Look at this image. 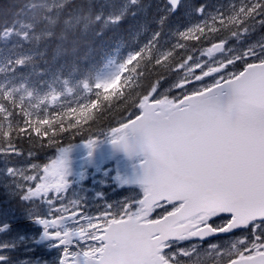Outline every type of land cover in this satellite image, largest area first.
I'll use <instances>...</instances> for the list:
<instances>
[{
	"label": "snow or ice",
	"instance_id": "obj_1",
	"mask_svg": "<svg viewBox=\"0 0 264 264\" xmlns=\"http://www.w3.org/2000/svg\"><path fill=\"white\" fill-rule=\"evenodd\" d=\"M170 3L175 7L178 0ZM260 9L264 0H253L241 19ZM231 21L240 22L235 15ZM197 30L194 26L180 36ZM220 44L213 41L205 53L213 55ZM149 51L145 47L130 54L113 79L92 88L85 84L90 99L49 114L43 127H38L39 117L33 123L28 116L19 131L36 147L56 148L59 154L46 164L28 165L26 175L12 167L7 173L27 181L18 185L24 188L23 200L43 198L53 206L68 183L66 149L60 147L64 139L80 136L91 149L104 135L127 149L129 135L138 134L143 159L133 182L141 191L119 211L106 206L89 216L72 201L55 207L47 218L35 217L60 249L57 264H194L187 258L210 237L207 247L217 249L218 258L223 238L234 237L241 245H233L223 264H264V55L250 47L207 66L189 64L186 57L173 69L185 76L171 85L176 89L172 96L165 97L153 82L130 103L124 100L117 111L107 112L101 89L115 86L123 93L128 76L140 75L137 66L142 67ZM167 56L160 54L154 63L164 66ZM4 129L0 118V153L20 155L11 143L12 131ZM68 223L73 226L66 227ZM192 240L196 243L174 248V243ZM6 259L0 255V264Z\"/></svg>",
	"mask_w": 264,
	"mask_h": 264
},
{
	"label": "rangeland",
	"instance_id": "obj_2",
	"mask_svg": "<svg viewBox=\"0 0 264 264\" xmlns=\"http://www.w3.org/2000/svg\"><path fill=\"white\" fill-rule=\"evenodd\" d=\"M64 1L38 0L33 10L25 14L24 20L7 30L5 33L7 44L5 49L0 53L1 90L18 93L20 96L30 100L32 105L40 103H76L84 97L85 84L90 88L97 82L113 79L119 72L120 66L134 52L133 44L128 45V48L125 49H123L124 46L115 48L107 54L103 66L95 72L93 77H79L73 74L63 78L52 77L51 79L37 80L28 74V71L22 72L19 67H22L27 59L37 54L35 48L37 41L34 42V46L33 44L24 45L23 43L33 42L36 37L38 38L39 35L47 31V26L43 22L40 26H36V22L41 21L39 15L50 19L51 16L46 10L51 11L52 9L59 8ZM111 2L115 3L112 5L113 10L111 14L102 17L106 22H116L128 10L131 4L136 3L137 0H111ZM185 7L187 9L182 7L183 11L178 13L177 20L170 24V30L164 36L162 42L158 43V46L162 47V49L158 48L157 50L159 55L169 53L170 48L164 41H169L170 44H182L180 33L186 32L194 26H201L209 19V16L216 13L213 7L211 8L213 10L209 12H204V8H200L199 11H191L189 6ZM151 37L152 35H149V38ZM137 43L141 46L139 42ZM154 44L157 46L156 42ZM210 45L212 43L202 42L198 46H194L186 56L191 58L188 63L194 65L204 62L205 66L212 65L217 62H223L231 57L240 56L245 49L250 47H252L253 51L264 55V46H262L264 45V34L256 36L247 35V33L242 32L236 36L234 42H226L224 48L220 51H214L213 55L208 56L204 50ZM185 58L183 61H185ZM184 76L183 70H177V73L170 79L158 84L159 91L165 97L172 96L176 89L172 88L171 85ZM161 103L164 102L162 101ZM108 139L111 138L101 135L96 139L95 144ZM58 154V152L56 154L50 153L39 158L37 157V153L29 157L28 153L22 151H20V155L18 156H6L0 153V193L2 194V199L0 198V223L7 221L14 223L13 228L0 235V245H6V247L0 248V255L7 257L4 264H57L60 250L50 245L45 246L44 244L38 245L36 243L39 237L43 236L45 239H49L50 237L44 235L45 229L40 234L39 228L32 221V218L43 213L41 210L42 208L44 209V206L46 209L51 208V206L43 198L23 200L21 197L24 188L18 187V185H26L27 181L23 180L20 175H9L7 169L12 167L26 175L28 165L33 162H39L41 165L46 164ZM81 154L79 153L71 157L76 158L81 156ZM114 158H116V163L112 162V160L103 162V166L99 169L93 166L94 163L91 161L85 162V165L79 163L76 166V163L71 162L66 157L65 165H68V168L64 170L65 174L72 166H75L72 168V176L66 174L65 180L68 182L71 177L74 180L67 183L64 193L54 203L58 204L62 202L63 204H70L72 201H77L83 212L89 216L95 215L106 206H111L114 211H119L120 206L124 202L130 200L134 193L141 191V186L121 187L127 185L125 179L135 170L141 158L136 157L130 160ZM108 166H110V170L106 172L105 169ZM84 167L90 169V173L87 176L86 174L83 175L84 171H81ZM118 177L121 178L119 179ZM49 198H51V193L49 194ZM212 239L200 242L192 256L187 259H191L194 264H219L223 263L227 255L234 251V244L236 249L241 247L234 237H225L218 242L219 249L223 250L218 258L216 255L217 249H209L207 247V244ZM191 243H196V241L174 243V248L184 247Z\"/></svg>",
	"mask_w": 264,
	"mask_h": 264
},
{
	"label": "trees",
	"instance_id": "obj_3",
	"mask_svg": "<svg viewBox=\"0 0 264 264\" xmlns=\"http://www.w3.org/2000/svg\"><path fill=\"white\" fill-rule=\"evenodd\" d=\"M37 2L38 0H0V53L7 44L5 37L7 30L24 20L25 14L33 10ZM252 3L253 0H184L178 11L173 13L167 10L169 5L166 0H137L116 22H106L102 17L111 14L112 5L115 4L111 0H65L59 8L46 10L51 16L50 19L39 15L41 21L36 22V26H40L43 22L47 26V31L36 37L33 42L23 43L34 46V42L37 41L35 45L37 54L27 59L19 68L22 72L28 71V74L37 80L63 78L73 74L79 77H93L103 66L107 54L119 46L128 48V45L133 44L134 53L145 47L150 49L140 61L142 67L137 66L140 75L128 76L123 93L115 86L111 89H101L106 94L104 107L107 112L112 113L119 109L124 100L130 103L149 84L153 82L159 84L175 75L177 70L173 69L180 65L194 46L202 42L213 43V41L232 43L242 32L256 36L264 34V23H258L264 19V9L257 10L256 15L241 19L243 12H246ZM185 6H189L191 11L204 8V12H209L215 9L216 13L209 16V19L199 26L192 36L181 37L182 44L179 46L164 41L170 48L166 57L167 63L164 66L157 65L154 63L159 57L157 50L162 49L158 43L162 42L170 30V24L177 20L178 13L183 11L182 7L187 9ZM234 15L240 20L239 23L231 21ZM73 33L91 34L94 37L92 43L82 48L80 55L75 58L63 54V41L68 34ZM149 35L152 37L149 38ZM92 90L96 91L94 88ZM84 93V97L76 103L32 105L26 97L0 89V118L5 124L4 130L13 133L11 143L24 152L44 154L55 150L56 148L47 146L36 147L35 141L21 133L19 129L23 127L28 116L32 118L33 123L39 117L41 123L38 127H43L45 118L49 114L88 101L90 95L86 90ZM82 141L84 139L80 136L66 138L60 147Z\"/></svg>",
	"mask_w": 264,
	"mask_h": 264
},
{
	"label": "water",
	"instance_id": "obj_4",
	"mask_svg": "<svg viewBox=\"0 0 264 264\" xmlns=\"http://www.w3.org/2000/svg\"><path fill=\"white\" fill-rule=\"evenodd\" d=\"M182 0H178V3L175 7H173V10L176 11V9L178 8L179 4L181 3ZM168 2L170 3V0H168ZM171 4V3H170ZM225 45V42L221 41V44L218 46L217 49H214V51H220ZM228 101V97L225 96L222 98V103L226 104ZM73 152L72 149H67L65 155L69 156L71 155ZM110 152H114L117 155H124L126 159H133L137 156L142 155V141H141V137L137 134V135H129L128 138V147L127 149L121 145V144H113L111 141L109 142H104L101 145L98 146H93L91 148V153H89L87 155V157H95L97 155H107ZM143 156V155H142ZM65 168V167H64ZM137 173V168L130 174V176L128 177L127 181L130 184H136L134 183V177ZM7 225L8 227L6 229H8L11 225L10 224H4ZM3 226V225H1ZM4 229V230H6ZM1 232V231H0ZM45 238L42 236L40 238V241H38L39 243L42 242Z\"/></svg>",
	"mask_w": 264,
	"mask_h": 264
},
{
	"label": "flooded vegetation",
	"instance_id": "obj_5",
	"mask_svg": "<svg viewBox=\"0 0 264 264\" xmlns=\"http://www.w3.org/2000/svg\"><path fill=\"white\" fill-rule=\"evenodd\" d=\"M82 148V145H74L73 147H72V149H73V152H74V154H73V156L74 155H76V154H79L78 152L80 151V149ZM58 152V150L57 149H55V150H52L51 152H48V154H50V153H57ZM81 156H82V154H81ZM81 156H79V157H81ZM79 157H76V158H79ZM113 157H116L115 155H113V154H109V155H107V156H97V157H94L93 159H91V160H87V161H79V162H77L75 165L76 166H78V164L79 163H82V165H85L86 163L85 162H88V161H91V162H93L94 163V165L93 166H96V168H99V169H101V167L103 166V162H106V161H110V160H112V162H114V163H116V161H115V159L116 158H114L113 159ZM108 158H111V159H109L108 160ZM117 158H119V160H125L124 158H122L121 156H119V157H117ZM73 159H75V158H73ZM105 160V161H104ZM96 162V163H95ZM74 165V166H75ZM74 166H72L68 171H67V173L66 174H69L70 176H72L71 175V173H72V168L74 167ZM68 168V165H67V167H65L64 168V170L65 169H67ZM107 169V170H106ZM105 169V171L107 172V171H109L110 170V166H108L107 168ZM90 169L89 168H86V167H84L83 168V170H81V171H84V174L83 175H85L86 174V176L90 173V171H89ZM92 171H94V169H92ZM65 174V175H66ZM72 180H74L72 177H71V179L68 181V182H70V181H72ZM121 187H124V188H129V187H132V186H130V185H123V186H121ZM133 187H138V186H133ZM61 202V201H60ZM60 204H63L62 202L61 203H54V206H51V208H48V209H46L45 208V206H44V209L42 208V214L41 215H37V216H35V217H41V218H47L50 214H55V207H58ZM35 217L34 218H32V221L35 223V226L37 227V228H39V233L41 234L42 233V231L44 230V226L43 225H41L40 226V224L39 223H37V220L35 219ZM66 227H72L73 225L71 224V223H68V224H66L65 225ZM49 231H51V229H49ZM44 245L46 246V245H50V246H52V247H54V248H57L58 250H60L58 247H56L55 245H56V242H55V240L54 239H52V240H48L47 242H45L44 243ZM43 245V246H44Z\"/></svg>",
	"mask_w": 264,
	"mask_h": 264
},
{
	"label": "clouds",
	"instance_id": "obj_6",
	"mask_svg": "<svg viewBox=\"0 0 264 264\" xmlns=\"http://www.w3.org/2000/svg\"><path fill=\"white\" fill-rule=\"evenodd\" d=\"M94 37L91 34H68L63 41L64 55L75 58L80 55L81 49L90 45Z\"/></svg>",
	"mask_w": 264,
	"mask_h": 264
}]
</instances>
